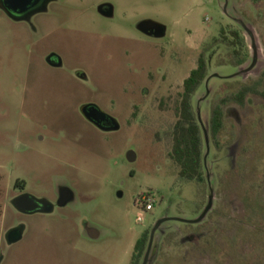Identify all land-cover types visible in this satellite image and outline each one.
Returning <instances> with one entry per match:
<instances>
[{
    "label": "rangeland",
    "instance_id": "rangeland-1",
    "mask_svg": "<svg viewBox=\"0 0 264 264\" xmlns=\"http://www.w3.org/2000/svg\"><path fill=\"white\" fill-rule=\"evenodd\" d=\"M104 2L115 7L113 19L98 13ZM147 20L166 26L167 36L143 35L138 26ZM222 28L244 37L245 65H229L230 49L216 42ZM52 51L62 69L48 65ZM203 53L208 78L215 77L208 101L201 102L205 81L193 104L208 134L207 185L180 179L169 157L177 99ZM77 70L88 83L76 80ZM150 73V97L139 98ZM263 74L264 0H59L33 25L0 14L4 264H131L147 230L164 218H200L210 195L213 210L203 224L165 223L148 264H264V98L226 107L221 149L210 135L212 104ZM85 105L98 106L120 130L96 129L82 116ZM18 185L48 199L67 187L74 200L52 216L22 218L10 203ZM144 198L153 211L140 207ZM21 222L23 241L6 249L5 233Z\"/></svg>",
    "mask_w": 264,
    "mask_h": 264
},
{
    "label": "trees",
    "instance_id": "trees-1",
    "mask_svg": "<svg viewBox=\"0 0 264 264\" xmlns=\"http://www.w3.org/2000/svg\"><path fill=\"white\" fill-rule=\"evenodd\" d=\"M255 3L261 0H253ZM230 49L229 65L240 67L249 59L244 37L237 30L222 28L216 40ZM209 76V61L205 53L198 59L197 68L194 69L184 82L182 100L176 104L177 121L171 132L172 148L169 157L178 168L179 177L186 182H196L207 185L205 167V141L204 132L194 110L192 98L203 86ZM264 74L260 81L242 86L238 91L227 95L214 104L210 121V135L217 147L221 149L220 135L224 129L225 109L227 106L237 104L245 107L251 96L264 98ZM151 230H147L137 240L131 264H143L145 254L149 247Z\"/></svg>",
    "mask_w": 264,
    "mask_h": 264
},
{
    "label": "flooded vegetation",
    "instance_id": "flooded-vegetation-1",
    "mask_svg": "<svg viewBox=\"0 0 264 264\" xmlns=\"http://www.w3.org/2000/svg\"><path fill=\"white\" fill-rule=\"evenodd\" d=\"M229 1V0H228ZM56 3H59V0H0V14L4 15L12 24L14 25H22V24H27V25H33L36 21V19L41 16V15H48L52 9H53V6L56 4ZM227 8V6L225 7ZM98 13L104 17V18H107V19H113L115 17V7L109 3V2H104V3H101L99 6H98ZM37 30V29H35ZM139 30V28H138ZM140 31V30H139ZM141 32V31H140ZM143 35L149 37V38H152V39H163V38H158L156 36V30H153L151 31V35H148V34H145L143 32H141ZM168 33V31H167ZM167 36V34H166ZM165 38V37H164ZM47 63L49 66L53 67L54 69H62L64 67V61H63V58L60 56V54H58L57 52H54L52 51L51 53H49L48 57H47ZM245 65V64H244ZM197 68V67H196ZM195 68V69H196ZM194 70V69H193ZM192 70V71H193ZM191 71V72H192ZM74 75H75V78L76 80H78V82L82 83V84H86L89 82L88 80V77L87 75L81 71V70H77L74 72ZM155 78H156V74L155 73H150L148 75V81L146 84L142 85L141 86V90H140V97L139 98H147V97H150V94H151V87L149 86L150 83H152L153 81H155ZM188 79V78H187ZM186 79V80H187ZM185 82V81H184ZM204 85V84H203ZM206 85V83H205ZM202 88V87H201ZM201 88L194 94L193 98H192V103L194 102V99L197 97V95L199 94V91L201 90ZM183 90H184V83H183V87H182V92L179 94V98L177 99V102L181 101L182 100V94H183ZM210 89L207 87V90H206V95L205 97L202 99V103H205L208 101V98L210 96ZM170 98V97H169ZM200 103V101H199ZM87 104H90V103H87ZM213 104H212V107H211V117H212V109H213ZM193 107H194V104H193ZM199 109V108H198ZM195 110V109H194ZM196 112V111H195ZM197 113V112H196ZM83 116V114H82ZM197 116H198V113H197ZM84 117V116H83ZM107 121L104 123L105 125H109V120L110 118H113L112 116L108 115L107 114ZM84 119H86L84 117ZM87 120V119H86ZM88 121V120H87ZM211 121V120H210ZM89 122V121H88ZM90 123V122H89ZM92 126H94L96 129H98L99 131L103 132V133H112V132H106V131H103L99 128H97L95 125H93L92 123H90ZM203 130V129H202ZM205 160V159H204ZM1 179V177H0ZM16 190L19 192L18 195H16L14 197L17 198L21 195H33L35 197H37L38 199H45V200H48L49 203H51L54 207L52 208H48L51 212L50 213H45V208L43 207H40L38 208L37 210H34L33 212H28V213H20L19 211H17L15 209V207L13 206V201L14 199H12L10 201L11 205L13 206L14 208V211L16 213H18V215L22 218H28V217H34V216H52L54 215L56 209L58 208V200H59V196L55 199H48V198H45V197H42V196H37L39 194H36V193H33V192H30L27 190V188L25 187V185L23 186H20L19 185L16 187ZM56 195H61V193H57ZM73 195H75L73 193ZM207 208V207H206ZM205 208V209H206ZM2 209H3V206H1L0 204V213H2ZM204 209V211H205ZM213 208L210 210V212L207 214V216L200 222V223H197V224H193V223H186V222H183L182 220H176V221H182L183 223H186L188 225H201L203 224L209 217V215L211 214ZM204 211L201 213V215L204 213ZM164 219H170V218H164ZM199 219V218H198ZM163 220V219H162ZM197 220V219H195ZM194 220V221H195ZM170 221H173V220H170ZM168 221V222H170ZM167 223V222H165ZM165 223H163L161 225V227L159 228V230L156 232L155 236L160 234L161 233V229L162 227L165 225ZM22 228L23 229V238L21 241H23L24 237H25V233H26V225L25 223L21 222L19 224H15L14 226H12L4 235V239H5V242H6V249H10L16 245H18L19 243H21V241L17 242V243H14V244H10L8 242V233L13 230V229H16V228ZM155 240V239H154ZM156 244V243H155ZM155 244L153 243V246H152V249L151 251L149 252V255H148V263H149V256L152 254V251H154V248H155ZM149 248V247H148ZM147 254H148V250L145 254V257H144V260H143V263L145 262V259L147 257ZM6 252H2L0 253V264H4V262L6 261Z\"/></svg>",
    "mask_w": 264,
    "mask_h": 264
},
{
    "label": "water",
    "instance_id": "water-1",
    "mask_svg": "<svg viewBox=\"0 0 264 264\" xmlns=\"http://www.w3.org/2000/svg\"><path fill=\"white\" fill-rule=\"evenodd\" d=\"M138 28L141 32L148 34V35L152 34L151 31L156 30V36L158 38H164V37H166V34H167V27L166 26H164L160 23H157L155 21H151V20L143 21L142 23L139 24ZM213 77H215V76H211L206 80V87L209 86V82L211 81V79ZM82 114L90 123H92L97 128H99L103 131L116 132V131H119L121 128L118 121L114 118H110V120H109L110 126L105 125L104 123L107 121V118H106L107 114L104 113L96 105H85L82 108ZM198 120H199V123L203 129L204 134H205L206 142L208 145V151H209L208 134H207V131H206L205 126L203 124V121L201 119L200 110H198ZM128 160L130 162H133L135 160V155L133 152H130L128 154ZM205 167H206V158H205ZM211 192H212V189H211ZM60 193H61V195H59V200H58V206L59 207H66L69 203H71L74 200V195H73V192L70 188L63 187L60 190ZM122 196H123V193L120 192L119 197L121 198ZM13 206L20 213L33 212L34 210H37L40 207L45 208V211H44L45 213H50L51 211L48 208L54 207L51 203H49L48 200L38 199L37 197H35L33 195H21V196L15 198L13 201ZM212 206H213V195H210L209 203H208L207 208L205 209L204 213L202 214V216L195 221H183V222L193 223V224L200 223L207 216V214L210 212V210L212 209ZM170 220H179V219H163V220H160L158 223H156V225L154 226L153 230L151 231V235H150L148 254H147V257H146L145 262L143 264H148V255L152 249L156 232L159 230V228L161 227V225L163 223L168 222ZM89 237L92 240H98L100 238V233H99V231H97L95 229H90L89 230ZM22 238H23V229L21 227L13 229L8 233V242L10 244L17 243V242L21 241Z\"/></svg>",
    "mask_w": 264,
    "mask_h": 264
},
{
    "label": "built area",
    "instance_id": "built-area-1",
    "mask_svg": "<svg viewBox=\"0 0 264 264\" xmlns=\"http://www.w3.org/2000/svg\"><path fill=\"white\" fill-rule=\"evenodd\" d=\"M140 204H141L140 207H142L147 212L153 211L154 209V203L152 202L151 199L144 198ZM143 220H144L143 213H141L138 217V222H142Z\"/></svg>",
    "mask_w": 264,
    "mask_h": 264
}]
</instances>
